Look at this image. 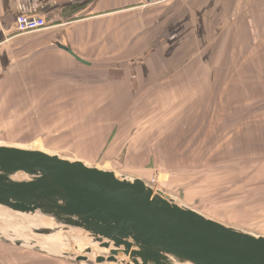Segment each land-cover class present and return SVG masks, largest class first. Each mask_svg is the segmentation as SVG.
Wrapping results in <instances>:
<instances>
[{"label": "rangeland", "instance_id": "374dc122", "mask_svg": "<svg viewBox=\"0 0 264 264\" xmlns=\"http://www.w3.org/2000/svg\"><path fill=\"white\" fill-rule=\"evenodd\" d=\"M221 21L220 34L197 40L188 28L187 41L176 43L158 33L122 66L98 65L109 97L0 99V143L150 180L212 218L264 235V18L251 38ZM243 38L257 48L238 49ZM0 264L84 263L0 242Z\"/></svg>", "mask_w": 264, "mask_h": 264}, {"label": "water", "instance_id": "95a60500", "mask_svg": "<svg viewBox=\"0 0 264 264\" xmlns=\"http://www.w3.org/2000/svg\"><path fill=\"white\" fill-rule=\"evenodd\" d=\"M0 218L25 232L0 231V242L75 263L264 264V235L212 218L150 180L41 149L0 143Z\"/></svg>", "mask_w": 264, "mask_h": 264}, {"label": "crops", "instance_id": "0c3cea01", "mask_svg": "<svg viewBox=\"0 0 264 264\" xmlns=\"http://www.w3.org/2000/svg\"><path fill=\"white\" fill-rule=\"evenodd\" d=\"M20 15L44 17L48 26L19 33ZM263 18L264 0H169L148 7L141 0H0V99L109 97L110 79L101 82L98 67H120L138 57L158 33L182 43L191 29L198 40L220 34L221 19H227L234 33L251 38ZM252 48L257 46L245 38L238 42V49ZM138 77L134 72L131 79ZM104 82L105 89L96 88ZM81 105L92 111L91 103Z\"/></svg>", "mask_w": 264, "mask_h": 264}, {"label": "built area", "instance_id": "2783aa9c", "mask_svg": "<svg viewBox=\"0 0 264 264\" xmlns=\"http://www.w3.org/2000/svg\"><path fill=\"white\" fill-rule=\"evenodd\" d=\"M169 0H141L142 7L162 4ZM48 26L46 18L41 16L20 15L15 20V31L26 33L31 31L41 30Z\"/></svg>", "mask_w": 264, "mask_h": 264}, {"label": "bare ground", "instance_id": "6f19581e", "mask_svg": "<svg viewBox=\"0 0 264 264\" xmlns=\"http://www.w3.org/2000/svg\"><path fill=\"white\" fill-rule=\"evenodd\" d=\"M24 148H27L28 149V147H24ZM8 222H9V219H7L5 221V220H3V219L0 218V231H4V230H7L8 231V230H11L13 232L15 231V232L21 233L22 235L25 234V232L23 230V227L20 224H16L15 226L14 225H11V227H10V226H8ZM25 224L29 226L30 225V222L25 220ZM25 224H24V226H26ZM70 237L74 239V237H72V236H70ZM70 241L73 242V240H70ZM39 242L40 243H43V244H48L49 245L51 243V239L50 238H41L39 240Z\"/></svg>", "mask_w": 264, "mask_h": 264}]
</instances>
